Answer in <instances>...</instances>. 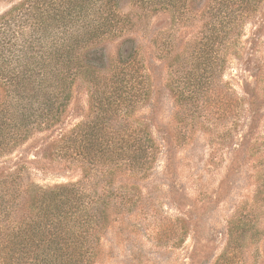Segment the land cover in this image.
I'll list each match as a JSON object with an SVG mask.
<instances>
[{
	"label": "rangeland",
	"instance_id": "obj_1",
	"mask_svg": "<svg viewBox=\"0 0 264 264\" xmlns=\"http://www.w3.org/2000/svg\"><path fill=\"white\" fill-rule=\"evenodd\" d=\"M18 1L0 0V15ZM212 1H189L178 21L168 13L136 21L123 40L104 49L110 67L101 74L110 75L119 54L127 58L137 48L134 62L144 68L148 99L132 119L148 128L158 157L146 178L116 180L128 187L131 211L110 217L93 264H264V0L209 55L206 85L212 91L213 58L214 83L229 103H212V96L187 87L178 97L170 86L184 79V58L212 39L219 18ZM89 92L76 81L69 102L57 103L58 132L88 116ZM57 131L34 135L0 167H24L40 187L79 181L77 168L42 158ZM23 205L13 220L27 213Z\"/></svg>",
	"mask_w": 264,
	"mask_h": 264
},
{
	"label": "trees",
	"instance_id": "obj_2",
	"mask_svg": "<svg viewBox=\"0 0 264 264\" xmlns=\"http://www.w3.org/2000/svg\"><path fill=\"white\" fill-rule=\"evenodd\" d=\"M189 1L194 3L20 0L0 15V160L34 135L59 129L56 105L69 102L76 81L91 93L84 121L67 133L57 131L42 152L65 169L77 168L79 181L40 187L24 167H0V264L94 263L110 217L131 211L128 187L116 180L146 178L158 157L148 128L132 119L148 99L144 68L134 62L137 48L127 58L119 54L110 75L101 74L110 67L104 49L156 14L181 20ZM213 2L219 18L212 39L184 58L179 74L185 77L170 86L178 97L187 87L197 96H212V103H229L216 87L213 58L212 91L206 85L209 55L222 35L235 36L240 18L256 12L257 0ZM20 201L27 213L13 220Z\"/></svg>",
	"mask_w": 264,
	"mask_h": 264
}]
</instances>
